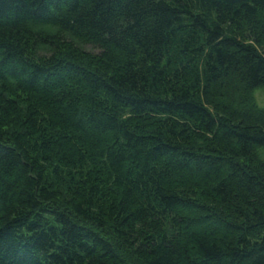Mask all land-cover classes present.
Here are the masks:
<instances>
[{"label": "trees", "instance_id": "trees-1", "mask_svg": "<svg viewBox=\"0 0 264 264\" xmlns=\"http://www.w3.org/2000/svg\"><path fill=\"white\" fill-rule=\"evenodd\" d=\"M258 88L264 0H0V264H264Z\"/></svg>", "mask_w": 264, "mask_h": 264}, {"label": "rangeland", "instance_id": "rangeland-1", "mask_svg": "<svg viewBox=\"0 0 264 264\" xmlns=\"http://www.w3.org/2000/svg\"><path fill=\"white\" fill-rule=\"evenodd\" d=\"M84 48L86 50L92 51V52H98L100 49L91 45V44H85ZM42 52V51H41ZM45 53V52H44ZM256 96L260 104L264 103V88H258L256 91ZM131 259V257H130Z\"/></svg>", "mask_w": 264, "mask_h": 264}]
</instances>
